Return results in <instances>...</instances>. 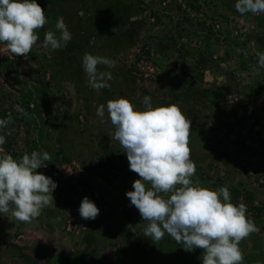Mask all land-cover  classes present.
Segmentation results:
<instances>
[{
    "label": "rangeland",
    "instance_id": "1",
    "mask_svg": "<svg viewBox=\"0 0 264 264\" xmlns=\"http://www.w3.org/2000/svg\"><path fill=\"white\" fill-rule=\"evenodd\" d=\"M234 3L235 0H116L112 4L99 0L89 4V10H66L68 16L62 14L67 19L65 24L72 33V39L59 50L50 51L42 47L45 32L53 30L50 25L38 31L40 39L25 57H15L6 50L5 45L0 44V119L11 120L6 127L0 128V135H4L6 139L3 150L14 158H19L25 152L30 154L33 150L47 151L51 160L45 161L46 167L37 171L51 177L57 185L67 184L71 188V201L76 202V205L71 203V208H63V217L57 214L65 223L61 228V219H58V233L52 236L50 249L58 250L61 246V243H55L54 240L65 233L62 229L68 233L64 234L68 240L76 232L91 233L88 226L82 227L85 224L78 211L83 197L86 196L94 202L101 197L102 192L106 193L104 197H108L107 192L116 193L117 190H120V194H125L126 191L132 190L129 185H124L127 176H138L130 170L126 153L113 138L115 129L108 119L106 108L109 99L124 96L136 107L142 108L145 96L151 97L153 106L175 103L173 96L178 95L180 98L179 93L181 94V90L187 85L191 89L198 88V91L205 95L216 92L215 96H218L220 104L222 100L224 109L230 107L229 105H236L240 115L233 112L230 114L228 108L225 114L234 122L233 130L226 134L223 131L209 134L228 150L230 156H236L237 151H254L258 154L257 161L264 167V115L256 117L251 112L254 105L251 97L242 95L246 93L243 84L252 83V74L249 73L252 64L261 67L256 36L261 35L264 39V28L260 26L264 13L241 15L236 11ZM112 5L111 12L109 9ZM202 6L204 7L199 9ZM146 8L149 11L147 13L144 12ZM45 13L46 17L51 18L57 12ZM135 14L137 17L132 18L136 21L132 22L130 16ZM114 18L125 19L127 22L123 25L111 22ZM89 21L99 25L100 32L97 36L87 33ZM158 39L164 43L166 41L169 52L165 58L155 54L154 44ZM200 51L211 56L210 67L214 70L215 79L225 75L223 71L227 70L229 61L234 62L235 80L230 79L228 87L223 89L224 82L218 78L216 82L223 90L213 92L215 80L214 84H209L207 80H201L189 73L188 67L196 65L194 60L198 61L192 52ZM86 52L115 62L114 68L98 66L100 71L111 72L112 79L107 81L109 87L93 89L88 85V77L81 63ZM79 71L83 74L78 73ZM191 89L187 90L188 95H191ZM84 90L88 96L87 100ZM156 97L159 98L153 100ZM188 97L191 100L196 99L195 96ZM176 103L185 112V104L181 101ZM101 104L105 105L103 120L96 114V108ZM20 108L24 113L18 111ZM259 109L264 113V98L259 104ZM194 132L196 131H191L190 134V143L193 146L191 159L196 164L194 180L199 179L202 185L210 187L212 184L222 185L223 182L229 183L235 181L238 176H243L241 168L235 165L238 167V171L234 170L237 177L234 176L230 180L232 169L228 158L208 150L205 155L196 151L201 145V138ZM105 142L106 147L103 146ZM239 156L240 165L246 169V180L239 189L238 182L235 181L232 190L252 194L254 187L259 194L258 197L256 193V197L263 198V201H258L256 207L251 203L247 205V209L248 215L255 222L257 239L264 243V197H261L264 196V184L259 181L264 171L251 172L249 176L247 161ZM227 179L228 181H225ZM109 181H112L111 189L107 186ZM55 190L53 193H56ZM243 198L250 199L246 195ZM98 204L102 205L100 202ZM123 206L122 201L114 205L115 209L119 208L120 211H123L120 208ZM257 207L259 209H255ZM8 214L11 215V212ZM137 214L138 210L133 214L129 225L138 235L134 231L130 235L142 241L145 227L134 219L136 216L141 218L140 214ZM43 215L41 212L36 218L38 221L32 224L20 222L12 217L14 224L17 223L15 228L4 230L0 237V264H45L44 259L36 257L37 251L32 245V239L39 234ZM116 219L118 223L119 217ZM0 223H5L3 217L0 218ZM120 223L122 224L121 220ZM125 227L130 232V226L125 224ZM10 236L12 239L9 242ZM43 236L44 231L40 238ZM77 238L79 240L81 237L77 235ZM116 238L113 244L116 245L117 242V246L122 247L123 241ZM164 240L172 241L168 235ZM5 242L10 243L11 247ZM47 243L50 244L48 240ZM74 245L76 248L70 243L64 244L63 248L71 253L76 251V255H87L85 261L88 262L95 258H98L99 264H103V260H110L94 245L82 244L79 247L77 242ZM40 249L45 250V246ZM197 254H201L200 249ZM147 258L145 256L142 259L146 261ZM142 259L133 260L143 262ZM254 259L257 264H264V260L258 261L255 257ZM46 264L53 263L46 261ZM79 264L85 263L80 260Z\"/></svg>",
    "mask_w": 264,
    "mask_h": 264
},
{
    "label": "clouds",
    "instance_id": "2",
    "mask_svg": "<svg viewBox=\"0 0 264 264\" xmlns=\"http://www.w3.org/2000/svg\"><path fill=\"white\" fill-rule=\"evenodd\" d=\"M241 15L264 13V0H235ZM48 23L45 10L37 0H0V44L15 57L27 56L40 37L38 31ZM72 39L63 17H58L55 31L44 34L42 47L56 51ZM82 67L93 89L109 87V71L114 68L109 58L84 53ZM259 63L264 67V54ZM108 119L114 127L113 138L126 153L129 168L138 175L132 190L125 195L143 221V235L153 243L165 234L185 251L196 248L202 252V264H244L240 242L257 231L248 215L247 205L233 203L227 186L211 188L193 179L196 164L191 159V120L178 103L153 106L151 97L143 98V107L119 96L106 102ZM24 113L22 108L18 109ZM26 114V113H25ZM96 114L103 120L105 105H98ZM11 123L0 119V128ZM6 139L0 135V213L18 221L30 223L41 211L54 206L56 182L37 169L51 160L47 151L25 152L19 158L3 150ZM79 214L83 219H95L99 208L83 197Z\"/></svg>",
    "mask_w": 264,
    "mask_h": 264
},
{
    "label": "crops",
    "instance_id": "3",
    "mask_svg": "<svg viewBox=\"0 0 264 264\" xmlns=\"http://www.w3.org/2000/svg\"><path fill=\"white\" fill-rule=\"evenodd\" d=\"M94 1H99V0H37V3H39L41 6H44V10L46 11H56L57 13L55 14L54 17L48 19V23L46 25H50L51 28H53V31H55V24L57 21L58 17H63V15H67L66 10L77 12V11H82V10H89L90 7H87L89 4H93ZM46 3V4H45ZM204 6L200 7L199 9H202ZM146 8L144 12H149ZM111 12L113 11V7L110 8ZM108 10V11H109ZM46 14V13H45ZM63 14V15H62ZM204 15V13H203ZM68 16V15H67ZM136 16L132 15L130 16L131 18ZM64 22L67 20L65 17H63ZM136 21L135 18H132V22ZM111 22H118L117 18H114ZM45 25V26H46ZM89 25V28L87 29V33L90 35L96 34L98 35V32H100L99 25H94L92 21H89L87 23ZM104 25V23H103ZM123 25V24H120ZM260 26L264 28V16L260 20ZM82 36V33H81ZM89 37V36H88ZM208 39V38H207ZM75 40V39H73ZM77 41V40H76ZM81 41V39H80ZM256 42L258 44L257 49H258V56L260 54H264V39L261 37V35L256 36ZM166 43V41H165ZM163 40L158 39L155 42L156 50L155 54L160 55L163 58L168 55L169 50H167V44H165ZM152 49V51H154ZM151 51V52H152ZM154 53L152 52V55ZM192 55L195 56V58L198 60H194V63L196 64L195 66L188 67L190 70L189 73L194 74L197 78H200L201 80H207L209 84H215L213 85V92L214 91H220L228 87L230 83V79L235 80L234 72H235V65L234 62L229 61V65L226 66L227 70L223 71L225 73L224 76L218 77L221 80H223V89L218 86V83L216 82L218 78H213L214 70L211 69L210 67V61L211 56H209L207 53H204L202 51L198 53L192 52ZM58 61V60H57ZM252 64V63H251ZM251 71L249 73L252 74L251 80L252 83L249 85H244L246 89V93L242 94L244 97H251V101L254 102V105H252V110L251 112L254 113L256 117H262L264 113L259 109V104L262 102L264 98V67L257 66L256 64H252L250 67ZM213 70V71H212ZM254 70V72H252ZM78 73L83 74L82 71H79ZM212 75V76H211ZM185 86L184 89L181 90V94L179 93V97H175V101L179 102L181 101L182 104H185V112L189 119L191 120V126L192 130L191 131H196L194 133H197L201 138V145L196 149V151L201 152L203 155H205V151L208 153V151H212L211 153L218 154L221 156H224L228 158L227 160L230 161L231 163V176L229 177L230 180L236 176V171H238V167L235 165L239 166L241 168L240 172L242 173L241 177H237L235 181H237V188L239 189L241 184L244 183L246 180V174H245V167H242L240 165L239 159L241 158L239 155H241L244 159L247 161V174L251 176V172H263L264 167L260 165V163L257 161V153H254V151L249 153V151L243 150L242 152H236V156H230L228 154V150H225L221 144H219V141L216 140L212 134L210 135L209 133H216L223 131L226 133L231 132L234 127V122L231 121V117L229 115H226L225 113L227 112L228 108H230V114L233 112V114L240 115L238 112V107L236 105H229L230 107L224 109L223 108V102L221 100V104L218 101V96H215V93H210V94H203L198 91V88H187ZM193 88V86L191 85ZM191 89V95L187 94V90ZM175 90V87H174ZM229 90V89H228ZM177 91V90H175ZM87 93L84 90V95L85 99H88V96L86 95ZM204 97H202L203 95ZM159 96V95H157ZM188 96L192 97L195 96V100H191ZM153 99V100H157ZM181 98L183 100H181ZM249 99V100H250ZM108 101V100H107ZM195 101V102H194ZM225 103V100H223ZM106 102V101H105ZM175 102V103H176ZM167 104V103H165ZM210 104H214L215 106H212ZM239 106V105H238ZM224 109V112H223ZM210 110H212L210 112ZM226 111V112H225ZM242 117V116H239ZM236 118V116H235ZM264 118V117H263ZM264 122V119H263ZM215 139V140H212ZM219 144V147H218ZM107 146L106 142L103 143V146ZM190 148L193 151V146L190 143ZM195 150V148H194ZM208 150V151H207ZM243 153V154H241ZM193 155V154H192ZM195 160V157H193ZM202 159V158H201ZM259 159V158H258ZM261 159V158H260ZM61 164V163H59ZM63 164V162H62ZM264 164V163H263ZM264 175V172H263ZM261 175L259 178V181L264 184V177ZM138 176L134 175H129L127 176V182H124V185H129L132 189V182L135 179H138ZM113 181V180H112ZM112 181L108 182V185L111 189L112 186ZM225 181H228L225 180ZM234 180L228 182H223L222 185H217V184H212L210 185L211 188H218L220 186H227L230 190L231 197H232V202L233 203H240V201L245 202L244 204L250 205L252 203L253 206H257L258 201L262 200L263 198H258L259 194L256 192L255 188H252V194L250 193H244V191H236L234 192L232 190V186L235 187L236 183ZM254 185V184H253ZM56 193H52L53 196L55 195L54 198V206L52 207H47L43 209L41 212L44 213L42 216V220L40 223V228H39V234L35 239H32V245L33 249L37 251L36 257L44 259V262L46 264V261L49 263L53 264H79V261L85 258L87 255H76L75 252L71 253L63 248L64 244H72L73 248H76L74 245L75 242L81 247L82 244L86 245H94L97 248H100L99 251L104 253L105 255L108 256L110 260L102 261L103 264H132L133 262L135 264H202L201 256L202 254H197L198 248L192 250V251H185L183 249V245L177 244L174 240L172 241H165L164 238L159 241L157 244L153 243L149 238L144 236L143 240L140 241L138 238H132L130 235L132 231L136 232L138 235L137 231L135 229L131 228V225H129V221L133 218V214L137 212V209L131 205L129 199L127 196L122 193L120 194V190H117L116 193H111L107 192L108 197H104L106 193H101L100 198L97 200H94V203H96L97 207H99V215L95 219H83V222L85 225H82V227L88 226V228L91 229V233H87L83 231V233L78 234L77 232L73 235V237H70L69 240L64 236V234H68L64 229H62L65 233L61 235V237L56 238L54 242H59L61 243V246L59 249H50L49 246L52 244L53 235H56L58 233L57 227L60 224V221L58 219H61V228L64 227L63 223V208L70 207L71 208V203H75L71 201L72 200V194L69 189H71L67 184L60 183L57 185L55 188ZM129 191V190H128ZM256 193L257 196L256 197ZM124 194V195H123ZM246 195L249 200H245L243 197ZM78 196V195H77ZM79 197V196H78ZM242 197V198H241ZM264 197V196H261ZM76 196L74 197V199ZM73 199V200H74ZM122 201L124 203L122 208L123 211H120V209H115L114 205L118 202ZM98 202H100L102 205H99ZM76 207V206H75ZM66 208V209H68ZM55 209V210H54ZM256 209V208H255ZM69 210V209H68ZM63 212V213H61ZM116 212V214H115ZM61 216H59V215ZM124 214V215H123ZM57 215V217H56ZM115 215V216H114ZM123 215V216H122ZM139 215V214H137ZM3 217L5 219V223H0V237L3 235L4 230H13L16 226L17 223L14 224L12 220V215L10 214H2L0 213V218ZM121 220L122 224L120 223V220L118 219V223L116 222V218ZM123 217V219H122ZM106 218V219H105ZM77 219L80 221V219L77 217ZM137 223H142L143 227H145L144 221L142 218L136 216L134 218ZM113 220V221H112ZM37 219H33L29 224H32L34 222H37ZM81 222V221H80ZM125 224L130 226V232L126 229ZM91 225V227H90ZM10 228V229H8ZM44 231V236L43 238H40V235ZM13 233V231H12ZM11 233V234H12ZM85 233H87L85 235ZM14 234V233H13ZM77 235L80 236L81 238L78 240ZM85 235V236H83ZM256 232L252 233L248 238L242 240L240 242V248L243 252L244 255V264H257L254 257L258 260H264V254H263V246L264 243L259 241V238L257 239ZM121 236V237H119ZM167 234H165L164 237H166ZM118 237V239H121L123 241V246H117L113 244V241L115 240L114 238ZM9 242L11 241L12 237L8 238ZM117 239V238H116ZM263 239V238H262ZM47 240L50 242V244L47 243ZM8 244V247H11L10 243ZM31 246V244H29ZM45 246V250H41L40 247ZM32 249V248H31ZM260 253V254H257ZM38 255V256H37ZM84 256V257H81ZM148 257L146 261H144L142 258ZM88 257V256H87ZM27 258H30V256H27ZM134 258H140L142 259L143 262H137L133 260ZM32 260V258H30ZM34 260V259H33ZM79 260V261H78ZM87 264H99L98 258H95V260L88 262L87 260L85 261Z\"/></svg>",
    "mask_w": 264,
    "mask_h": 264
},
{
    "label": "trees",
    "instance_id": "4",
    "mask_svg": "<svg viewBox=\"0 0 264 264\" xmlns=\"http://www.w3.org/2000/svg\"><path fill=\"white\" fill-rule=\"evenodd\" d=\"M102 1H104V2H109V3L114 4L116 0H102ZM112 7H113V5H112ZM117 9H118V8H117ZM124 22H127V20H125V19H121V18H118V22H117V23H119V24H123ZM105 147H106V146H105ZM103 179H104V180L106 179L105 176L103 177ZM256 209H259V207H257ZM201 254H202V252H201ZM81 257H84V256H81ZM83 261H84L85 264H87V263L85 262V258H83Z\"/></svg>",
    "mask_w": 264,
    "mask_h": 264
}]
</instances>
